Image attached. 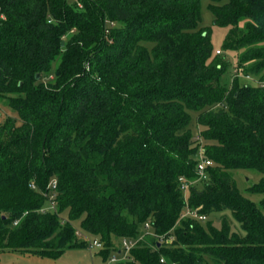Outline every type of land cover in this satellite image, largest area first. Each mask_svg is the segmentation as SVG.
<instances>
[{"label":"trees","instance_id":"1","mask_svg":"<svg viewBox=\"0 0 264 264\" xmlns=\"http://www.w3.org/2000/svg\"><path fill=\"white\" fill-rule=\"evenodd\" d=\"M210 1L220 50L202 0H0V256L59 259L82 233L110 264H264V0ZM233 66L255 80L227 87ZM224 212L240 232L200 218Z\"/></svg>","mask_w":264,"mask_h":264},{"label":"rangeland","instance_id":"2","mask_svg":"<svg viewBox=\"0 0 264 264\" xmlns=\"http://www.w3.org/2000/svg\"><path fill=\"white\" fill-rule=\"evenodd\" d=\"M210 0H202V26L210 28L212 30V43L214 48L220 50L222 48L225 36L228 32L226 28L216 27L214 25V16L210 11ZM218 52V51H217ZM233 64L236 63L234 57H231ZM238 69L236 67H232L229 72L226 74L223 83L229 87L236 75H240L239 78L242 84H248V82L253 81L245 77L244 73L238 74ZM51 79V77H50ZM255 79V78H253ZM49 80V79H48ZM254 84V82H253ZM217 110L220 109V106L216 108ZM14 116V112L10 109L4 101L0 100V125L4 124L5 121L9 118ZM195 118V117H194ZM192 131L195 137V140L200 138V127L196 124L195 120L192 124ZM234 179L239 187L240 191L243 192L246 196L251 197L254 201H258L260 197L251 196L246 193V189L249 188L252 184L259 182L260 175L255 172H249L244 170H239L234 172L233 174ZM54 196L52 199L49 200L46 207L47 210L53 211L55 207V203L53 201ZM224 216L228 217L229 221L232 223V228L234 231L240 232V225L234 221L231 217L230 212H224L223 214H214L210 216L207 220H203V224H213L216 228H221L222 221ZM143 232V231H142ZM145 232V231H144ZM79 236V243L83 241H88L89 247L88 248H79V249H72L66 251L63 256L59 259H50V258H41L31 254H20L16 252H7L0 256V264H110V260L105 263L102 261V257L99 256L100 249L91 248V243L95 240L94 238L88 237L83 235L82 233H78ZM98 240V239H97ZM121 240L116 241V247H120ZM117 256V254H112V257Z\"/></svg>","mask_w":264,"mask_h":264},{"label":"built area","instance_id":"3","mask_svg":"<svg viewBox=\"0 0 264 264\" xmlns=\"http://www.w3.org/2000/svg\"><path fill=\"white\" fill-rule=\"evenodd\" d=\"M217 53H220V51H218ZM248 79H251V80H255L253 79V77L251 76H248L247 77ZM259 85L264 88V81H258ZM205 153V150L204 149H201V152H200V155H199V160H198V164H197V173H198V180L197 181H205L208 179L209 175H208V168L213 166V162L205 157L204 155ZM196 181V182H197ZM181 183H182V186H181V189L185 192V194H187L188 192V189L190 187V184L188 183V181H186L185 179H181ZM195 183V182H194ZM55 185V184H54ZM188 213H192L190 210ZM194 215V217L197 216L196 213H192ZM200 218L202 220H205L206 217L204 216H200ZM145 228L146 230H150L151 226L150 224H146L145 225ZM174 239L173 238H170V239H167V240H164V237L161 238V242L163 241H166L167 243H171ZM138 244V240H123L122 242V247H123V260L127 259L128 258V255H129V252ZM103 245L102 243L95 239L92 243H91V248H96V249H102ZM119 260V257L115 256V257H112L110 262L111 263H115ZM162 262H164V260H162Z\"/></svg>","mask_w":264,"mask_h":264}]
</instances>
